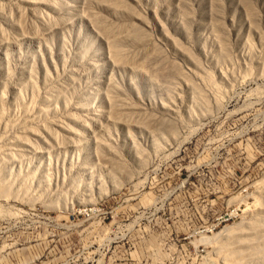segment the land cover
Returning a JSON list of instances; mask_svg holds the SVG:
<instances>
[{"label": "rangeland", "instance_id": "obj_1", "mask_svg": "<svg viewBox=\"0 0 264 264\" xmlns=\"http://www.w3.org/2000/svg\"><path fill=\"white\" fill-rule=\"evenodd\" d=\"M0 264H264V0H0Z\"/></svg>", "mask_w": 264, "mask_h": 264}, {"label": "bare ground", "instance_id": "obj_2", "mask_svg": "<svg viewBox=\"0 0 264 264\" xmlns=\"http://www.w3.org/2000/svg\"><path fill=\"white\" fill-rule=\"evenodd\" d=\"M168 116H169V114H168ZM160 118H161V117H160ZM162 118H163V117H162ZM162 118H161V119H162ZM158 119H159V118H158ZM164 119H167V115H166V117L163 118V120H164ZM160 121H162V120H160ZM160 121H158V122L161 123ZM164 121H166V120H164ZM167 121L169 122V124L172 122V121H170L169 119H167ZM167 121H166L167 124H165V122H164V125L160 124L159 126H165L164 128H167V129H168L167 126H168L169 124H168ZM176 121H177V120H176ZM156 122H157V120H156ZM174 124H176V123H174ZM166 125H167V126H166ZM176 125H177V124H176ZM176 125L173 126V122H172V126L174 127V130L171 129V125H169L170 128H169L168 130L166 129L165 131H168V133H170L171 130H173L174 132H172V133H174V134H172V135L174 136V135L176 134L175 130L177 131V129H176ZM178 127H179V126H178ZM154 128H155V127H154ZM161 128H162V127H161ZM161 128H160V130H161ZM157 129H159V128H157ZM160 130H157V132H159ZM169 130H170V131H169ZM154 131H155V130H154ZM154 131H153V132H154ZM153 132H152V133H153ZM155 134H156V133H155ZM157 134H158V133H157ZM162 134H163V133H162ZM170 134H171V133H170ZM157 136H159V135H157ZM161 136H162V135H161ZM163 136H164V135H163ZM155 137H156V136H155ZM155 137H154V138H155ZM175 137H176V136H175ZM175 137H174V138H175ZM157 138H158V137H157ZM157 138H156V140H157ZM165 138H166V137H165ZM178 138H179V136H178ZM154 141H155V140H154ZM156 143H159V142H156ZM156 143H155V146H156ZM158 145H159V144H158ZM138 147H139V146H138ZM158 150H159V149H158ZM156 151H157V150H156ZM138 154H140L139 151H137V155H138ZM103 162H104V161H103ZM105 162H106V160H105ZM105 162H104V163H105ZM145 163H146V162H145ZM106 164H107V163H106ZM106 164H105V165H106ZM108 164H109V162H108ZM117 164H118L120 167H118V165H116L117 168H116V166H115V167L113 166L114 169H115V168H116V169H119V168L123 167V166H121V165L119 164V162H118ZM109 166H110V165H109ZM107 167H108V165H107ZM111 167H112V166H111ZM105 168H106V166H105ZM114 169H113V170H114ZM107 170H110V169L107 168ZM111 170H112V168H111ZM115 171H116V170H115ZM39 185H40V184H39ZM4 193H5V192H4ZM4 195H5V194H4ZM88 203H89V204H92L93 202H92L91 200H88Z\"/></svg>", "mask_w": 264, "mask_h": 264}]
</instances>
